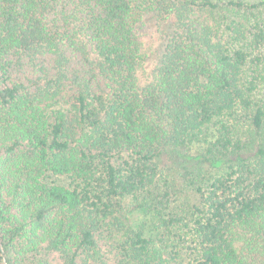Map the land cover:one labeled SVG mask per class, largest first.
<instances>
[{
  "label": "trees",
  "instance_id": "obj_1",
  "mask_svg": "<svg viewBox=\"0 0 264 264\" xmlns=\"http://www.w3.org/2000/svg\"><path fill=\"white\" fill-rule=\"evenodd\" d=\"M0 152V264H264V0H0Z\"/></svg>",
  "mask_w": 264,
  "mask_h": 264
},
{
  "label": "rangeland",
  "instance_id": "obj_2",
  "mask_svg": "<svg viewBox=\"0 0 264 264\" xmlns=\"http://www.w3.org/2000/svg\"><path fill=\"white\" fill-rule=\"evenodd\" d=\"M259 1V0H247ZM150 31L144 37V61L139 69V81L141 84H148L156 79V67L158 65L160 55L163 52L172 27L165 22L159 21L156 17H150ZM202 150L201 146H196L194 154ZM1 155V152H0ZM161 166L164 175L172 180L177 195L180 197V205H175L172 210L184 213L188 207L198 200L197 185L199 176L207 171H213L215 174H221L223 168H211L203 161H187L175 160L174 157H164L161 159ZM210 168V169H209ZM59 181H66V178H58ZM155 198V196H154ZM154 201H147L145 206L138 207L132 216V223L139 226L143 222L148 223V233L154 232V225L157 223V217L150 211L148 205H152ZM131 201L127 203L130 207ZM150 205V206H151Z\"/></svg>",
  "mask_w": 264,
  "mask_h": 264
}]
</instances>
